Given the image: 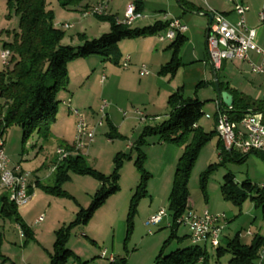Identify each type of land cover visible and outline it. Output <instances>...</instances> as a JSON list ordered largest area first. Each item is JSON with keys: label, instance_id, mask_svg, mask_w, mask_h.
Segmentation results:
<instances>
[{"label": "rangeland", "instance_id": "374dc122", "mask_svg": "<svg viewBox=\"0 0 264 264\" xmlns=\"http://www.w3.org/2000/svg\"><path fill=\"white\" fill-rule=\"evenodd\" d=\"M89 1L83 0L78 6L63 8L58 0H47V9L53 10L58 23H69L72 26L66 29L63 25L69 24L60 25V28L65 31V41H68L66 43L74 45L70 42L69 37H76L79 33H85L88 39L98 38L105 33L104 30H101L100 24L106 21L93 14L86 16L82 14L84 10H82V6L86 3L89 4ZM126 1H112L113 11H120L119 16H122ZM0 29L19 31V19L14 9L8 4V0H0ZM78 43L81 42L78 41ZM105 60L98 55L70 60L67 64L66 87L70 82L78 93V100H86L85 106H75L74 104L71 106V108L79 109L82 114L80 118L86 122L87 115L90 117L92 114H97L96 123L101 118L103 119L102 126L96 128L93 143L82 149L80 154L83 155L87 166L106 176L113 173L117 164L116 157L120 155L121 159L117 170L118 190L110 194L104 203L94 209L87 221H83L79 215L80 210L90 207L101 186L96 177L69 170V178L61 185V188L66 192L64 196L53 195L38 186L37 195L34 197L32 195L27 204L18 206L23 222L33 235V238L29 239L27 243H24L25 238L20 235L19 226L9 218L0 215V251L7 255L10 261L17 264H49L56 231L68 228L66 247H72L75 255L81 259H69L67 264H79L80 262V264H111L107 259L99 257L103 249H106L108 254L111 253L115 256L116 264H123L124 259L127 264H152L163 242L170 236L167 222L171 223L172 218L168 210V196L173 184L176 163L183 146L178 147L179 155L173 163H169V154L164 153V150L158 146L159 143L164 142L159 138V135L147 133L144 137L145 143L139 144L146 127L156 126L163 119L155 120L153 117H146L141 120L138 116L135 117L133 109L138 108L148 116L154 109L162 111L163 104L161 105V103L164 101L157 97L156 88L155 94L153 91L149 94L144 92L138 99L137 94L131 93L130 96L128 92L121 91L114 84L109 86L108 82L113 80L111 76L114 74L121 76V72H125L126 69L122 67V63L118 66L115 65V68L112 67L113 65H107L109 68V72H107L106 67L103 68L100 65V62H106ZM92 69H94L93 74L87 78L89 73H92ZM243 71L245 72L242 76L245 79H250L252 75L256 76L249 72V67H244ZM226 73L233 81L240 80L239 75L230 71ZM135 76L132 77V80L137 82L138 77ZM104 79H106L105 88L102 85ZM87 88L89 97H87ZM201 99L205 101V104L203 105V115L199 118L200 127L209 132L214 128L213 120L217 109L214 97L204 94V96L201 95ZM104 100H106L107 106L105 112H101L100 108ZM2 102L0 99V104ZM58 107L57 121L52 125L50 134L46 138L37 133L23 138L22 130L16 124L9 125L3 133L6 154L11 163L20 164L21 168L27 172L29 182H34L37 179L41 185L53 184L56 178L54 168L59 162L57 150L72 145L74 135H77V118L70 114L72 117L66 119L68 114L61 100ZM111 108L115 110L116 121L120 122L123 119L127 121V125L119 132V135L112 137H110L112 128L106 114ZM124 112L128 114L127 117L123 115ZM206 114L210 117L206 118ZM218 141V135L214 134L201 147L190 171L188 190L194 203L192 209L198 213L205 209L211 213H225L229 221L222 231L225 240L233 238L239 233V237L243 238V241L249 242L254 235L263 232L260 208L253 205L249 196L240 203H236L234 199L226 197L223 188L231 187V189L239 190L245 180L261 187L264 183L262 182L264 154L251 153L240 161L238 156L242 154L237 151L234 152L236 158H232L226 153L220 155ZM154 143L155 148H150ZM140 152L145 155L142 161L143 169L150 174L145 181L146 192L155 193L154 204L162 203L166 215L162 217V221L158 225H145L143 216L150 204V197L149 194L141 197L131 219L132 227L126 242L128 251L126 252L123 251L119 239L127 238L130 203L140 180V172L135 164ZM162 170L164 172L160 176ZM229 172L234 176L235 184L233 186L227 183L224 177ZM154 173L155 176H152ZM29 193L31 195V192ZM41 215H43V220L36 223V219ZM184 232V225H180L176 235L182 237ZM247 232H251V234H247ZM178 247H181V244L177 239H171L164 247V252H170ZM230 257L229 253L218 256L216 248L207 243L205 264H228ZM10 261L8 264L12 263ZM196 264L203 263L197 262Z\"/></svg>", "mask_w": 264, "mask_h": 264}, {"label": "trees", "instance_id": "16d2710c", "mask_svg": "<svg viewBox=\"0 0 264 264\" xmlns=\"http://www.w3.org/2000/svg\"><path fill=\"white\" fill-rule=\"evenodd\" d=\"M58 2L63 8H70L80 5L83 0H58ZM179 3L184 9L202 11L200 7L187 0H179ZM8 4L14 9L19 19V31L15 33L11 42L4 44V49H9L11 56L9 65L3 66L0 70V99L3 101L0 104V133L3 134L9 125L16 124L22 130L23 138H27L33 133L45 138L50 134L52 125L57 121L60 101L57 98L58 92L66 87L68 81L67 64L70 60L98 55L103 59H110L118 63L119 55L115 50L117 42L122 39L156 33L163 26V24L160 26L156 23L152 27L136 29L118 23L113 16L102 15L98 17L110 24V30L107 33L93 39H88L85 34L81 33L78 34L81 43L71 45L63 43L65 31L55 26V14L53 10L47 9V0H8ZM136 9L139 10L137 3ZM182 41V35L177 34L170 44V47L173 48L172 58L161 68L160 74L175 72L179 66L178 49ZM219 86L221 88V83ZM226 90L233 95L231 108L225 107L232 119H240L249 110L264 111L263 100L253 99L228 88ZM167 104L169 107L167 118L156 126H147L139 140V144H142L145 143L144 137L147 133L157 134L164 142L172 143L177 147L183 146L176 163L173 184L168 196V210L172 218L169 225L170 236L163 242L152 264H196L197 262L205 264L206 250L200 244L191 243L167 253L164 252V247L171 239L183 241L187 237L176 235L180 226L177 220L186 210L192 208V199L188 190L190 171L201 147L216 134V123L211 131H204L198 122L203 115L205 101H200L196 97H185L181 88L168 97ZM110 126L113 134L110 137L119 135L115 127ZM65 147L70 150V146ZM218 149L220 155L226 153L232 158H236L233 150H226L220 139ZM247 155H239L238 160L242 161ZM144 158L145 155L140 152L135 161L140 172V180L130 203L125 241L129 239L132 227L131 219L136 211L137 202L141 197L147 195L145 181L150 174L143 169ZM120 159V155H118L113 173L106 176L87 166L82 154L70 155L55 166L56 178L53 184L41 185L39 181H36L34 185L35 187L41 186L44 191L53 195L64 196L66 192L61 188V185L69 178V170L96 177L101 186L90 207L86 210L81 209L79 212L82 220L87 221L93 210L104 203L110 194L118 190L117 170ZM224 177L227 183L232 186L235 184L232 173L229 172ZM223 191L227 198L234 199L236 203H240L249 196L253 205L260 208L263 232L254 235L249 243H244L237 233L233 238L224 240L216 247L217 255L229 253L231 257L228 264H256L255 261L264 251V187H258L249 180H245L241 189L224 187ZM29 192L32 193L31 186ZM0 215L9 218L19 226L25 238L24 243L33 238L31 230L19 214L18 206L8 200L5 190H0ZM67 230L68 228H61L56 231L49 264H67L69 259H79L71 249L66 247ZM110 263L116 264V259ZM123 264H127L125 259Z\"/></svg>", "mask_w": 264, "mask_h": 264}, {"label": "crops", "instance_id": "0c3cea01", "mask_svg": "<svg viewBox=\"0 0 264 264\" xmlns=\"http://www.w3.org/2000/svg\"><path fill=\"white\" fill-rule=\"evenodd\" d=\"M106 1L108 2V9L104 16H113L118 20H122L124 18L125 8L129 3H135V4L137 3V5L139 6V11L143 14V17L136 19L132 23L131 28L142 29L145 27H152L156 23L160 24V26H162L163 24V26L156 33L147 34L136 38L122 39L119 42H117L115 50L119 55L118 63H115L110 59H106L105 60L106 62H102V61L100 62L101 63L100 65L103 68L106 67L107 72H109L108 66L113 65L112 67L115 68L116 66L121 65L124 58L127 55H129L130 62H129V66L126 68V71L121 72V76H118L117 74L111 76L113 80L112 81L110 80L108 82L109 86L114 84L116 88L118 87L121 91L128 92L130 96L131 93L137 94L136 97L138 96L137 97L138 99L139 96L142 95L144 92L145 94H149L151 91H153L155 94V88H156L157 97L161 98V100L164 101L163 103H161V105L163 104L162 111L154 109L152 110V113H150L151 115L148 116L141 111L143 113L144 118L153 117L155 120L166 119L169 112V107L167 104L168 97L172 93L177 91L178 88H181V92L185 97H190V98L196 97L200 101H204L203 99H201V95L204 96V94L205 96L207 95L209 97H214L216 109H218L219 105L216 103L217 97L214 88V74L217 75V79L218 82L221 83L222 90L228 91L226 90V88H228L230 90H234L237 93H241L243 95L249 96L253 99L264 101V89H262L264 88L263 87L264 74H254L256 76L252 75L250 79H245L243 78L242 75L244 74L243 72H245L243 71L244 67H249L247 62L242 60H228V61L226 60L222 62L220 69L215 71L213 69L212 64L208 60L206 37H207V26L209 24V18H208V13H210L209 10L212 9L226 14L227 18L232 22L235 21L236 19V15L231 11V5L226 3L225 0H187L195 4L196 6L200 7L202 9V11L200 12L184 9L177 0H127L125 2V8L123 9V13H121L122 16H119L120 11L118 12L113 11L114 9V4L112 3L113 0H93V1L90 0L89 4L86 3L84 6H82V10L84 9L82 11V14L86 9L90 8L91 6ZM243 1L246 5L249 6V10L245 14L246 24L249 27H253L256 29L257 32L256 42L260 47L264 48V23H260L258 19V12L260 10H264V0H243ZM172 18H178L186 26V30L181 34L183 37V41L178 49L179 66L177 67V69L173 74L170 73L160 74L161 68L166 63H168L172 58L173 48L170 47V44L172 43L173 40L162 41L159 39V36L166 34V31L168 29L167 22ZM63 24H69V23H58V21L55 18V26L60 27V25ZM100 28L101 30H104L103 32L107 33L110 30L109 22L107 21L103 22V24H100ZM15 33H17V31L15 30L11 31L10 29H2V30L0 29V52L4 49L5 43L11 42L13 40ZM69 38L71 40L70 42H72V44L74 45L78 44V41H80L78 39V34L76 37L71 36ZM66 42L68 41H65V37H64L63 43L68 44ZM251 57L255 59L256 55L254 53H251ZM141 64H145L147 66L149 70V74L140 75L139 71ZM2 68L3 65L0 60V70H2ZM93 71L94 69H92V73H89L87 78H89L93 74ZM227 71L239 75L240 80L238 82L236 80L233 81L230 77L227 76L226 73ZM249 72L251 73L250 67H249ZM134 75H136L135 77H138L137 82H134L132 80V77ZM102 85H104V88L106 87V79H104V81L102 80ZM86 92H87V97H89L88 88L86 89ZM77 94L78 93L76 92L75 88L71 86L70 82L66 88L58 92L57 98L58 97L60 98L61 103L62 105H64L65 110L67 111L68 114L67 115L68 118H66V116L63 114V116L66 119L72 117L70 116V114H72L70 112V107L72 106V104H74L75 106L77 105L85 106L86 104V100L84 101L78 100ZM135 109L138 108H134L132 112L136 117L137 114L134 113ZM106 114L109 124L114 126L118 133L122 131L123 128L127 125V121L125 119L120 120V122L116 121L117 119L115 116L114 109L112 110L111 108V110H109ZM216 115L214 116L213 127H215ZM79 116L80 115H78V119ZM87 116H86L87 118L86 121L90 127L97 124L96 123L97 114H92L90 117ZM127 116L128 114L125 117ZM198 125L201 126V123L198 122ZM74 139H76V134L74 135ZM158 146L164 150V153L169 154V159H168L169 163L170 162L173 163L175 158L179 155L180 149L172 143L162 142L159 143ZM150 148H155V143ZM163 172L164 171L162 170L160 176L162 175ZM262 174H264V169ZM152 176H155V173ZM36 181L39 180L36 179L34 182H29V183L31 185H34ZM37 189L38 187L32 189L31 198L32 195L33 197L37 195ZM0 190H6L7 192H9L5 188H0ZM148 194L150 197V204L146 209V211L144 212V216H143L144 222L151 215L155 214L158 210L163 209L161 205L162 203L159 202L157 205L154 204L155 193L148 191L147 195ZM193 205L194 203L192 201V207ZM190 210L194 211L192 208ZM225 222L227 226L229 222L227 217ZM167 225L169 227L170 222H167ZM184 227H185V232L183 234L184 236H187L186 239L183 241L179 239L177 240L178 242H180L181 246H186L191 244V240L189 237V230L186 226ZM240 239L243 241V238ZM224 240L225 238L223 236L221 243L224 242ZM119 241L122 243L123 251L125 250L126 252H128L127 244H126L127 241H125V238H120ZM93 242L95 243L94 240ZM243 242L249 243L250 241L249 242L243 241ZM200 246H202L206 250L207 244L202 243L200 244ZM69 249L74 251L72 247H69ZM99 257L102 258L101 256ZM0 258L4 260L6 264H8V261H10V259H8L9 257L3 254L2 251H0ZM78 258L81 259L80 257ZM10 262H12L11 264H17L14 261H10ZM255 263L259 264V260L257 259ZM262 264H264V261Z\"/></svg>", "mask_w": 264, "mask_h": 264}, {"label": "built area", "instance_id": "2783aa9c", "mask_svg": "<svg viewBox=\"0 0 264 264\" xmlns=\"http://www.w3.org/2000/svg\"><path fill=\"white\" fill-rule=\"evenodd\" d=\"M226 3L231 5V11L236 15L235 21H230L226 14L210 9L213 13V18L207 26V54L208 60L217 71L220 69L223 61L228 60H242L248 63L250 71L253 74H264V48L260 47L256 42V29L249 27L246 24L245 14L249 10V6L243 0H225ZM108 9V2H101L91 6L83 12V15H105ZM143 14L136 9L135 3H129L124 12L122 20L116 19L118 23L131 26L132 23ZM258 19L260 23H264V10L258 12ZM69 28L71 25H63ZM186 30V26L178 19L172 18L168 21V29L166 34L160 35L159 39L174 40L177 34H182ZM251 53L256 55L255 59L251 57ZM11 52L9 49H3L0 52V60L3 66L9 65ZM130 56L127 55L123 62L122 67L126 69L129 66ZM140 75L149 74V70L145 64L140 65ZM218 104V102L216 101ZM219 105V104H218ZM107 106L104 100L100 111L105 112ZM70 112L76 116L78 122V115H82L79 109L71 108ZM134 113L143 120V113L135 109ZM127 115L126 112L123 113ZM210 116L206 114V118ZM86 129H89V140H81V133L79 139H74L70 145V151L58 152L62 160L70 155L79 154L80 149L92 143V138H95L96 128L102 126L103 119L90 127L87 123ZM196 126V125H195ZM216 133L221 142H228L233 147V152L237 151L241 154L261 153L264 154V112L249 110L243 116L234 120L230 117L228 112L217 109ZM5 142L3 134L0 133V166H8V174L3 175V183L9 185L8 200L13 202L16 206L19 201H22V190L32 189L35 185H31L28 181V174L25 172L20 164L11 163L8 155L5 152ZM264 182V177L262 178ZM166 215L164 209L158 210L155 214L151 215L146 221L145 225H157L162 217ZM43 220V215L36 219V223ZM226 215L224 213H211L207 209L201 213L194 212L190 209L186 210L177 222L184 225L189 230L190 240L194 244H207L210 243L213 247H218L223 238L222 231L226 227ZM247 234H251L247 232ZM20 235L23 237V232L20 230ZM100 256L107 259L109 262L115 261L113 254H108L105 249L101 250ZM259 264L264 261L263 256L258 257ZM0 264H6L0 258Z\"/></svg>", "mask_w": 264, "mask_h": 264}, {"label": "bare ground", "instance_id": "6f19581e", "mask_svg": "<svg viewBox=\"0 0 264 264\" xmlns=\"http://www.w3.org/2000/svg\"><path fill=\"white\" fill-rule=\"evenodd\" d=\"M80 118V116H79ZM80 133H81V140H89V129H86V124L85 121L80 118V120L77 123V135H76V139H79L80 137ZM85 138V139H83ZM93 140V138H92ZM225 149L232 151L233 147L231 146V144H229L228 142H222ZM83 149V148H82ZM80 149V151L82 150ZM70 151L69 149L66 148H59L58 152H68ZM62 161V157H59V162ZM8 174V166H0V188H5L9 191V185H5L3 183V175H7ZM262 187H264V183L261 185ZM31 199V195L29 193V190H22V201H19V203H17V206L20 205H25L27 204ZM191 243H194L193 240H191ZM264 251H262L261 256H263Z\"/></svg>", "mask_w": 264, "mask_h": 264}, {"label": "water", "instance_id": "95a60500", "mask_svg": "<svg viewBox=\"0 0 264 264\" xmlns=\"http://www.w3.org/2000/svg\"><path fill=\"white\" fill-rule=\"evenodd\" d=\"M208 18H209V23H210L213 18V13L211 12L208 13ZM214 88H215L216 97H217L216 101L219 104V108L223 111L227 110L225 107L231 108L232 103H233V95L229 93L228 91L221 90L216 74H214Z\"/></svg>", "mask_w": 264, "mask_h": 264}]
</instances>
